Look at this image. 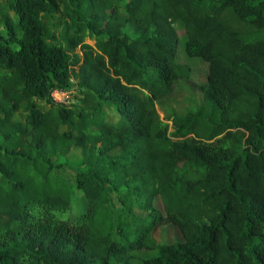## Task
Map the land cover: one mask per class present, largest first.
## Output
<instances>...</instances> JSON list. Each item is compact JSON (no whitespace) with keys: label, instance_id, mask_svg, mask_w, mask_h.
<instances>
[{"label":"trees","instance_id":"16d2710c","mask_svg":"<svg viewBox=\"0 0 264 264\" xmlns=\"http://www.w3.org/2000/svg\"><path fill=\"white\" fill-rule=\"evenodd\" d=\"M236 22L264 33V0H0V264H264V39Z\"/></svg>","mask_w":264,"mask_h":264},{"label":"rangeland","instance_id":"374dc122","mask_svg":"<svg viewBox=\"0 0 264 264\" xmlns=\"http://www.w3.org/2000/svg\"><path fill=\"white\" fill-rule=\"evenodd\" d=\"M235 30L239 33L241 38L245 41L252 40L255 35L257 38L264 39V33L247 28L239 23H235ZM178 36L180 38L183 37V33L177 28ZM184 40L181 39L180 45L178 48V59L179 63L184 66H188L191 69V78L190 82H181L175 89L171 100H167L163 103L162 107H165L166 110L172 109V112L177 115L183 116L187 112L197 108L198 105L201 104V94L194 88L193 85H201L204 84L206 73H207V64L202 62L200 59H190L184 55L183 47ZM89 45H93L91 42H86ZM80 54V52H78ZM74 96H76L75 91H71L66 96L68 105L75 103ZM57 99H60L58 97ZM157 112L159 114V118L164 120L165 112L161 110L160 104L156 106ZM24 107H22V110ZM169 114V112H168ZM106 119L108 122L112 124H118L120 121L119 115L114 111L110 110L106 113ZM68 165L72 169H77L80 166V152L75 151L69 157L67 161ZM70 176V174H69ZM154 207L163 214V206L160 200L157 198L154 202ZM85 209V203L82 200L81 193L77 190L73 191L72 194V203H71V215H76ZM153 238L159 245L169 246L176 243H182L183 237L179 230L171 225L161 226L157 229V231L153 234ZM137 256L139 258L147 257L145 253H138Z\"/></svg>","mask_w":264,"mask_h":264},{"label":"built area","instance_id":"2783aa9c","mask_svg":"<svg viewBox=\"0 0 264 264\" xmlns=\"http://www.w3.org/2000/svg\"><path fill=\"white\" fill-rule=\"evenodd\" d=\"M70 92H66V93L65 92L64 93L63 92H54V93L51 94V99L57 105H63V106L69 107V106H71V104L68 105L66 96ZM58 97H60L61 100L57 99Z\"/></svg>","mask_w":264,"mask_h":264}]
</instances>
